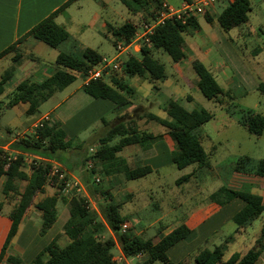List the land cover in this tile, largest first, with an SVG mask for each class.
I'll use <instances>...</instances> for the list:
<instances>
[{
  "label": "crops",
  "instance_id": "crops-1",
  "mask_svg": "<svg viewBox=\"0 0 264 264\" xmlns=\"http://www.w3.org/2000/svg\"><path fill=\"white\" fill-rule=\"evenodd\" d=\"M67 1L68 0H0V53L6 50L8 47H10L12 44L14 43L16 44L15 45L16 47L13 50L6 52L3 56L0 57V80L7 71H11L12 74L11 78L5 84L3 93L0 95V116L1 114L5 113V110H10V109L12 110L19 108H21L20 113H26L27 115L35 116V114L38 113L41 105L44 102L54 97L58 92H63L68 88H70V86L77 79L73 83L65 87L63 90L55 91L54 94L48 100L44 101L34 113H28V108L30 105L28 102H24V101L14 102V97L16 94V86L21 81L26 79H32L34 81L40 82L46 77L50 76L52 72L56 68H58L56 64V59L61 51L69 52V53L74 52L77 55H81L84 48L90 47L96 50L102 56V58L103 57L113 58L117 55H119L123 59H126L130 55H135L141 58L142 56L141 47L143 46L141 44H134V46L130 47L126 52L118 54L116 50V44L114 42L116 39L113 37L112 33L110 32L109 26L121 25L118 24V20L120 19H126V22H132L136 26H138L142 21H148L154 15H151L145 10L130 9L129 6L123 0H119V1L120 3H122V5L126 7V10H123V7L118 4L119 3L118 0H73L70 4H68L66 7L61 9L55 16V21L59 25L65 27L69 32L68 39L62 42L60 46L57 48L51 47L44 41H41L32 35L25 37L20 43H17V41L25 34H27L36 24L41 22L43 19L48 17L53 12L60 9ZM161 1L167 2L172 6H179L185 0H161ZM233 1L234 0H219L208 11V13L212 16L213 19L212 21H207L205 18V20L209 24H211L212 27H216L215 32L211 31L210 33L204 34L203 26L200 23V19H199L200 16H197L201 28L199 31L195 33H184L186 57L183 60L175 61L176 66L173 68L174 69L173 74H168L165 67L166 76L164 79L155 80L152 82L150 80L149 74L146 73L145 75L141 76L138 80H136L133 84H130L129 81L131 77L126 76L123 73L120 75H116V77H120V76L123 77L125 81L134 90V92L129 96V100H130L129 105L117 106L116 103H114L110 99L95 98L91 96L84 90V86L86 85V82L84 80V74H80L79 76H82L83 78L82 84H80L78 87L72 90L68 95H66L63 99L57 102L54 105V107H52L50 110L42 114L38 119H34L32 117V120L28 119V121L26 122H22L19 119H15L12 120V122H14L13 126H15L16 131L11 126L6 127L5 130L2 131L0 130V137H2L0 138L2 143L1 142L0 143L3 144L0 145V148H3L4 150L10 152V154H13L12 153L13 150L10 148L11 144L18 137H23L26 135L27 132H32L33 128L37 127L38 125H42V122L44 120L59 122L62 129L68 135V138L71 140V144L73 140H75L76 143L81 145V143H83L86 139H88V138H80L81 132L84 129H86L88 126L93 125L94 123L99 121H102L103 124H109V125L123 121L127 124H131L135 126L140 131H147L140 129V127L142 125L143 126L145 125L144 127H146L150 121H156L154 119L149 118V115L153 114L160 118L170 119L167 112L164 110V105L167 103L169 99L178 100L181 103V105H183L187 110L192 111L195 109L193 107L194 96L188 92L186 87L183 86V84L185 83H181L180 79L189 80L191 78L194 82L196 81V83H194L195 87L198 91H200L198 87L199 77L193 67V61L195 59L203 62L217 81L218 78H221L222 80H224L225 84L229 86L226 89L218 81V83L223 89V93L218 98L210 99V100H215L219 103H223L224 102V99L222 98L223 96L232 97L231 90L229 89L230 86H232V84L237 82L243 83L245 81L244 77L246 76L249 77L251 74L250 73L251 71L248 72L244 71L240 74L239 77V73L237 72V69H235V67L231 65L229 59L228 60L226 59V56L223 54V52L218 50L216 47L217 43L219 42L221 43V38H222V40L224 39V48L228 52H231L232 54L235 55V53H238L239 51L238 42L237 39H235V37H237L240 33L235 34V36L232 37L231 31L233 28L230 29L229 31H226L221 27V25L218 22V15L222 11L218 12L215 6L218 3H226L225 7H227ZM73 7L74 10H72ZM106 10L107 13H105ZM128 11H130L134 15H138L139 16L138 20L127 19L126 14L128 13ZM141 17H145V19L141 20ZM260 31H262V29ZM254 34L257 35L258 37L260 36V34L257 32H255ZM240 35L250 36L252 35V33L248 31V32H242ZM190 36L193 38V40H190ZM97 37L101 41L104 37H107L112 41L114 45L113 55H110L108 53H102L100 51L101 50L100 49L101 47L99 45L100 43H97L95 41ZM66 41H69L68 49H66L64 46V43ZM93 43H96L97 47H94L92 45ZM156 50H161V49L152 48L153 56ZM263 50H264V46L262 47V45H260V47L258 46V48L251 47V54H254L256 55V57L259 58L264 53ZM17 52L21 54V57L18 60L15 59ZM154 58L156 57L154 56ZM18 74L19 77H17ZM112 77L113 76L106 77L105 81L109 84H112ZM254 80L255 79H253V84H254L253 87L255 88V90L259 91L261 94H264L259 90V86L261 83H264V80H258V81H254ZM162 93H165V100H161L159 98V96ZM245 93H248V90H245ZM135 96L138 97V101L134 100ZM154 106H157L159 110L162 107V110H160L159 113H154L151 111L152 110L151 108H153ZM134 109L137 110V113L134 112ZM111 110L113 111V116L112 118L107 119V115L111 112ZM249 111L254 112L252 110ZM249 111L243 112L240 121L241 124L244 116ZM17 112L19 114V111H16L15 114L16 117L18 115ZM214 118H215V114H214ZM140 122L142 124H140ZM162 126L164 127L162 131L159 132L147 131L153 134H163L161 138L155 140L152 143L150 148L144 150L140 145L132 144L129 145V146H133L131 150H126V152H124L125 148L128 147L126 146L122 151L118 153V155L125 158L133 166H137V165L149 166L151 168V172L148 173L147 175L153 172H160L162 168L161 167L162 162L168 160L173 162L172 156L176 147L174 140L168 134V129L164 125ZM70 129L72 130L73 133L69 132ZM118 139L119 138H116L114 141H118ZM202 142H203V138H202ZM215 150H216V146L212 147V150L210 151L206 150V151L211 156L212 152H214ZM121 152H124L125 155H121L120 154ZM85 158L86 157H84V159ZM27 160H31V158L26 157V161ZM59 162L64 166V169L71 177L77 179L76 175L67 165H65L61 161ZM256 162L257 161H251V159H249V161L246 164L244 163V165L243 164L238 165L237 164L238 162H235L232 168L230 169V171H228V176L225 179V183H222L221 186L218 187V189L222 187H226L228 189H233V190H243L242 188L245 185H249L250 190L248 191H251L252 193L262 196L264 202V176H260L254 173L253 168ZM194 165H196V167L193 168L190 173H187L190 174V178L186 181H183L182 183L189 182L190 185L192 186L191 184L192 180L198 177L197 175H200V172H203L204 169H209V171L213 169L210 159H209V163L205 166H198L197 164ZM25 171L28 175L31 173V170L29 171L26 168ZM105 176L107 179L108 188H110L111 186L114 187L111 189L112 193L114 190H118V191L125 190V192L127 191L132 194V195L129 194V197L133 196L134 189L127 187V181L132 179H128L125 173L105 175ZM215 176L217 178L220 175L219 173H215ZM5 179L6 178L3 177L0 181V254L2 252V248L4 246V243L6 241L8 232L12 224L10 213L17 205L20 197L18 192L15 193L13 191H10L8 194L3 192ZM178 179H176V183ZM88 180L90 181L91 179H87V181ZM25 184L26 181L20 182L19 192L23 190ZM119 184L121 185L117 187ZM49 186L54 188L52 194L49 193L50 192V189H48ZM201 188H199V186L197 187L196 185L195 188L196 193L193 194L198 195V193H201ZM56 192H57L56 187L46 184L44 186V191L39 192L36 195L34 199V203L26 211L19 225V229L17 233L11 239L5 251V254L3 255V258L0 260V264H12L8 261L10 256L18 258L23 263H29L34 259V257L39 252L44 250L54 240L57 241V243L60 246H64L70 241L69 236L65 233L63 229L64 224L62 225V230L57 231L54 234L52 233L56 222L50 227V229L46 233H41L42 211L38 207H36V203L46 196L55 195ZM62 192L67 197L71 196L68 195L66 192H64V190ZM191 195L192 194H188V196L184 198H181L180 196L177 195L173 196L172 201H174L173 203L175 205L173 204L163 205L162 201L158 204L154 203L156 209H154L153 212H157L158 216L156 215L149 216V221H147L145 227V228L149 227L150 229L154 228V230L156 231L158 225V227H160L161 230L157 229V234H156L157 236L154 235L157 238L170 233L175 227L181 224H186L192 230V233L190 234L189 237L178 241L175 245H173L168 249L167 251L168 256L173 263L179 264L183 260H186L184 263L181 264H189L190 259L184 257L185 255H181L180 251L176 249L178 247L180 249L187 247L186 250H189L190 246L193 247L198 246L200 242H204L210 236L220 232V228L223 227L224 224L229 221L234 223L233 228L231 229L228 235L220 238L221 242L219 244V245L223 244L231 236L229 241H227L226 243V251L228 250L229 243L238 240H241V244L244 246V249L242 251H236L241 254L246 253L251 247H253L256 244V241L260 237L264 226V212L247 226L238 228L237 224L234 222V217L246 206V201L243 198L234 197L225 205H219L211 200L210 197L211 195L206 199L200 198L198 200L196 199L195 201L193 200L194 195L193 197ZM112 196L114 199L115 196L114 193L112 194ZM162 198L163 196L160 197L159 199L162 200ZM60 200H62L61 197L59 201ZM182 201L188 203V205L185 204L189 209L187 211V215L185 216V220L186 219L188 220H186L185 222L179 221V219L167 220V218L170 217L171 215L176 216L175 211H177L180 208V206H182ZM90 206L92 207L91 201H90ZM121 206L122 205H120V210H121ZM58 213H59V209H58ZM64 213L67 214V211ZM96 215L97 218L99 219L100 213L98 210L96 212ZM259 219H262L261 222L262 224L261 226L255 227L254 222ZM128 222H132V221L128 218V220L124 223L127 227H128L127 224ZM104 233H109L107 237H112L115 240V245L111 250L112 253L115 248H117L120 251L119 255H115L113 253V258L117 261L118 264H131L132 261H134V259L144 256L143 254H139L132 257L125 256L121 249V246L119 245L116 239L115 233L108 226ZM104 233L102 236L104 238H107ZM134 234L138 235L139 233L134 232ZM176 246L178 247L175 249ZM233 253H231L230 256ZM224 259L226 258L224 257ZM259 261H262L264 263V252L260 255L256 264H258ZM153 264H162V263L155 262Z\"/></svg>",
  "mask_w": 264,
  "mask_h": 264
},
{
  "label": "trees",
  "instance_id": "trees-1",
  "mask_svg": "<svg viewBox=\"0 0 264 264\" xmlns=\"http://www.w3.org/2000/svg\"><path fill=\"white\" fill-rule=\"evenodd\" d=\"M72 1L68 0L60 9L36 24L17 43L32 35L51 47H59L62 42L68 39L69 32L55 21V16ZM123 1L130 9L145 10L151 15H154L163 3L161 0ZM250 10V0H234L218 15V22L224 30L229 31L247 22ZM205 18L207 21L213 19L208 12L205 13ZM136 27L132 22H125L119 26L110 25L109 30L116 39L115 44L120 40L129 43L134 38ZM200 28L197 16L190 17L185 23L180 20H168L165 24L156 28L151 36V42L141 47V58L130 55L123 61V74L133 77L148 73L152 82L164 79L166 76L165 65L154 58L152 48L161 49L174 61L183 60L186 57L184 33H195ZM15 45L14 43L1 52L0 57L13 50L16 47ZM20 57L21 54L17 52L15 59L18 60ZM101 60L102 56L90 47L84 48L81 55L61 51L56 59L58 68L50 76L40 82L26 79L16 86L14 102H28L30 104L28 113H34L55 91L63 90L73 83L80 74H85L90 66L98 64ZM193 67L199 77L198 87L202 94L208 99L218 98L223 93V89L206 65L195 59ZM11 76V71H7L2 76L0 95ZM84 90L95 98L110 99L117 106L129 105V96L134 92L133 88L121 76H113L112 84L104 80L91 81L84 86ZM259 90L264 93V83L260 84ZM164 110L170 119L160 118L153 114L149 115V118L164 125L168 129V134L174 140L176 146L172 156L174 164L180 169L194 164L198 166L207 165L210 154L203 145L199 130L204 124L214 119V114L204 108L189 111L176 99H169L164 105ZM242 124L249 133L256 136H261L264 132V116L260 113L249 111L244 116ZM106 126L108 128L100 137V146L93 156V159L100 164L101 172L105 175L125 173L128 179H137L150 173L151 168L149 166H133L125 158L119 156L118 153L132 144H138L146 150L163 134L140 131L135 126L123 121L111 125L106 124ZM117 137H119L118 141H114ZM0 142L2 143L1 140ZM1 143L0 145H3ZM70 147L71 140L60 123L44 120L42 125L35 128L33 134L18 137L11 144L10 148L17 152L15 157L8 159L9 152L0 148V181L3 177L6 178L3 192L8 194L13 191L18 192L20 195L17 205L10 213L12 224L2 248L0 260L3 258L11 239L17 233L26 211L34 203L36 195L43 192L44 186L49 184L57 188L56 194L46 196L36 203V207L42 211L41 233H46L56 222L58 216L57 205L61 197L69 206L70 216L64 223L63 229L69 236L70 241L64 246H60L54 240L29 263H23L18 258L10 256L8 259L10 263L118 264L111 251L115 245V240L112 237L104 238L102 236L108 226L115 233L125 256L132 257L143 254L145 256L144 264L155 262L178 264L171 261L167 251L178 241L190 236L192 230L186 224L175 227L170 233L159 237L158 240L145 239L129 230L122 232V226L128 220V217L121 213V204L113 199L108 189L100 190L96 188L109 201L107 204L100 206L104 217V221H102L97 218L95 213H92L88 198L77 194L70 197L64 195L62 191L70 176L67 174L63 180H59L57 176H50L52 165L48 160H38L36 164L31 163V173L29 175L26 173L24 165L27 154L45 159L55 158L63 162L56 153ZM85 159H88V156ZM247 160L249 161L248 158ZM237 164L244 165L243 159ZM253 171L257 175L264 176V158L256 162ZM91 172H95V169L93 168ZM189 178L190 174L183 175L177 180V183L181 184ZM21 181H26V184L23 190L19 192ZM89 182L88 180L87 183ZM210 197L212 201L219 205H225L234 197H241L246 201V206L234 217V222L238 228L247 226L264 212L262 196L251 191L222 187L212 193ZM229 239L213 249L205 247L198 250L193 256L195 264H256L260 255L264 252V226L256 244L246 253L235 252L224 259L226 243ZM185 261L183 260L179 264Z\"/></svg>",
  "mask_w": 264,
  "mask_h": 264
},
{
  "label": "rangeland",
  "instance_id": "rangeland-1",
  "mask_svg": "<svg viewBox=\"0 0 264 264\" xmlns=\"http://www.w3.org/2000/svg\"><path fill=\"white\" fill-rule=\"evenodd\" d=\"M118 2V4L123 7V10H126V7L122 5L119 0ZM225 4L226 3H218L217 5H215L217 11L221 12L226 6ZM251 6L252 9L249 12L248 22L242 23L241 25L233 28L231 31L232 37L235 36V34H241L242 32L249 31L252 33V35L250 36L239 34L237 37H235V39H237L239 47L238 53H235L234 55L231 52H228L224 48V39L222 40V38L221 43H217L216 46L218 50L223 52V54L226 56V59H229L231 65L234 66L235 69H237L239 77L242 72L251 71L249 77H244L245 81L243 83L237 82L230 86L229 89L231 90L232 97L223 96V103L207 99L200 91L196 89L194 84L196 83V81L194 82L191 78L189 80L180 79L181 83H185L183 84V86L186 87L188 92L194 96L193 107L195 109L204 108L215 114V118L203 125L199 130V133L203 138V145L206 150L210 151L212 150V147L216 146V150L212 152L210 156V162L213 169L210 171L209 169H204L203 172H200V175H197L198 177L192 180V186L189 182H184L178 185L176 183V179L187 173H190L192 169L196 167V165L180 169L172 161L168 160L162 162V168L160 172H153L146 177L127 181V187L134 189L133 196L129 197V194L131 193L127 191L125 192V190H114L113 193L115 195V201L117 203H122L121 213L128 216V218L132 221L127 223V230L131 231L132 233L137 232L139 233L138 235L142 236L145 239L153 238L155 240H158L159 238L154 236L157 234V229H160L158 225L156 231L154 230V228H145L147 221H149V216H158L157 212H153V210L156 209L154 203L158 204L162 201L163 205H175L173 203L174 201H172V198L175 195L184 198L188 196V194H192V197L194 195V201L200 198L206 199L215 190H217L222 183H225V179L228 176V171H230L235 162H239L241 159H243V162L247 163V158L251 159V161H258L259 159L264 158V132L261 136L251 134L240 122L243 112L249 110L259 112L264 116V94H261L253 87V79H255L254 81L264 80V53L259 58L256 57V55L251 54V47L258 48V46L260 47V45H262V47L264 46V0H251ZM72 10H74V7ZM107 10L105 13H107ZM204 16L199 17L200 23L203 26V33L206 34L210 33L211 31L215 32L216 27H212L211 24H209L205 20ZM138 17V15H134L130 11H128V13L126 14V18L130 20H138ZM143 19H145V17H141V20ZM125 22L126 19L118 20V24H122ZM261 29L263 32L260 31ZM255 32L259 33L260 36L258 37L257 35H255ZM191 38L192 37L190 36V40H193V38ZM95 41L97 43H100V51L102 53H108L110 55L114 54V45L110 39L104 37L101 41L97 37ZM68 42L69 41H66L64 43L66 49H68L69 47ZM92 45L94 47H97L96 43H93ZM154 56L162 63H164L168 74L174 73L173 68L176 66V62L172 60V58L166 52L162 50H156L154 52ZM17 77H19V74L17 75ZM140 77L141 76L131 77L129 79L130 84H133ZM218 81L224 88L227 89L229 87L221 78H218ZM82 82V76H78L77 80L70 86V88L63 92H58L54 97L44 102L35 116L27 115L26 113H20L21 108L5 110V113L1 114L0 116V130H5L6 127L11 126L16 131L15 126H13L14 122H12V120L15 119H19L22 122H26L28 121V119L32 120V117L34 119H38L42 114L54 107L57 102L63 99L72 90L82 84ZM245 90H248V93H245ZM165 93H162L159 96L161 100H165ZM134 100L138 101V97L135 96ZM151 109L152 112L159 113V111L162 110V107L160 110L157 106H154ZM16 111H19V114L17 112V117L15 115ZM134 112L137 113V110L134 109ZM112 116L113 111L111 110V112L107 115V119L112 118ZM140 124L142 123L140 122ZM142 126L140 127V129L151 132H159L164 129V127L156 121H150L146 127H144V125L142 128ZM35 128H33L32 132H27L26 135L33 134ZM107 128L108 126H106V124H103L102 121L96 122L93 125L88 126L81 132L80 138H88L83 143H81V145L73 140L69 149L58 151L56 153L57 156L63 161V163H65L73 171V173L77 177L76 180L80 181L83 187L82 192L73 190L72 193L67 194H77L82 197L88 198L91 201L92 213L96 214L98 210L100 213L99 219L102 221H104V217L100 210V206L107 204L109 201L108 198L100 192V190H105L108 188V186L106 176L101 172V166L95 159H93V156L100 146L99 139L106 132ZM69 132L73 133L71 129L69 130ZM132 148L133 146H128L125 148L124 152H126V150H131ZM124 152H121L120 154L125 155ZM30 156L29 158L33 157ZM86 156H88V159H85L84 161V157ZM31 163H33V160H25L24 168L30 171ZM90 164H92L91 167L89 166ZM93 168L95 169V172H91ZM215 173H219L220 176L216 178ZM98 177L100 178V181L96 180ZM87 179H91L89 183H87ZM69 180L73 182L75 179L70 176ZM120 185L121 184H119L117 187H119ZM196 185L197 187L199 186V188L202 187L201 193H198V195L193 194L196 193ZM96 188L100 190H96ZM112 188L114 187L111 186L110 188H108L111 193ZM48 189H50L49 193L52 194L54 188L49 186ZM242 189L248 191L250 190V186L245 185ZM162 196L163 198L162 200H160L159 198ZM185 204L188 205V203L182 201V206H180V208L175 211L176 216L171 215L167 218V220L179 219V221L184 222L188 220H185V216L187 215V211L189 209ZM58 209V218L52 234L57 231H61L62 225L69 217V206L67 203H64L62 200H60L58 203ZM66 211L67 214L64 213ZM261 222L262 219L256 220L254 222V226H261ZM233 224L234 223H232L231 221L225 223L224 226L220 228V232L210 236L204 242H200L196 247L190 246L189 250H186L187 247L180 249L178 246H176L175 249L178 247L176 250H179L181 255H185L184 257L190 259L189 264H195L193 256L196 254V252L203 247L213 249L216 245H219L221 242L220 238L229 234V232L233 228ZM104 234L107 237L109 233ZM243 249L244 246L241 244V240L231 242L229 243L228 250L225 253V258L227 259L231 253L242 251ZM113 253L115 255H119L120 251L115 248L113 250ZM144 262L145 256H142L134 259L131 264H144ZM258 264L264 263L262 261H259Z\"/></svg>",
  "mask_w": 264,
  "mask_h": 264
},
{
  "label": "built area",
  "instance_id": "built-area-1",
  "mask_svg": "<svg viewBox=\"0 0 264 264\" xmlns=\"http://www.w3.org/2000/svg\"><path fill=\"white\" fill-rule=\"evenodd\" d=\"M217 1L219 0H185L179 6H172L167 2H163L161 7L155 12L154 16L150 20L143 21L136 27L135 35L131 42L127 43L125 40H120L116 43V50L118 54L126 52L130 47H133L134 44H149L151 42V36L154 34L156 28L165 24L168 20H180L182 23H185L192 16L204 15ZM124 60L125 59L121 58L119 55L113 58L103 57L98 64L92 65L86 70L84 74L86 85L91 81H105L108 76H116L120 73L122 74ZM12 153L13 154H10L9 152L8 159L15 157L17 154L14 150ZM29 156L30 155L28 154L26 155V157ZM30 157H32V155ZM31 160H33L35 164L38 160H48L51 162L52 167L50 176H57L59 180H63L67 175V171L64 169V166L55 159H45L33 156ZM89 166L91 167L92 164ZM96 180L100 181V178L98 177ZM63 190L66 193H72L73 190L82 192L83 187L80 181L76 179L73 182L68 180ZM126 230L127 226L124 224L121 231L125 232Z\"/></svg>",
  "mask_w": 264,
  "mask_h": 264
}]
</instances>
